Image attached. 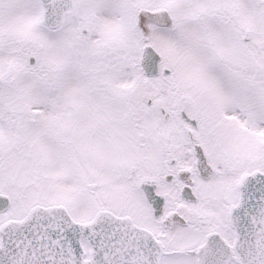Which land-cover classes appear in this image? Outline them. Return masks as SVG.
<instances>
[{
  "label": "snow or ice",
  "instance_id": "1",
  "mask_svg": "<svg viewBox=\"0 0 264 264\" xmlns=\"http://www.w3.org/2000/svg\"><path fill=\"white\" fill-rule=\"evenodd\" d=\"M0 264H264V0H0Z\"/></svg>",
  "mask_w": 264,
  "mask_h": 264
}]
</instances>
